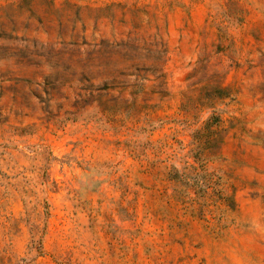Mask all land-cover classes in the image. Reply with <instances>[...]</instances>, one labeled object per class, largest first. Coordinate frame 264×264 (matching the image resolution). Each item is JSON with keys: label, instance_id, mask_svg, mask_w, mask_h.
<instances>
[{"label": "rangeland", "instance_id": "rangeland-1", "mask_svg": "<svg viewBox=\"0 0 264 264\" xmlns=\"http://www.w3.org/2000/svg\"><path fill=\"white\" fill-rule=\"evenodd\" d=\"M0 264H264V0H0Z\"/></svg>", "mask_w": 264, "mask_h": 264}]
</instances>
